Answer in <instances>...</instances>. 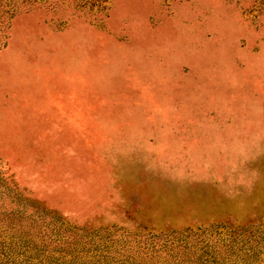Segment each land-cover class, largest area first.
<instances>
[{
  "label": "rangeland",
  "instance_id": "rangeland-1",
  "mask_svg": "<svg viewBox=\"0 0 264 264\" xmlns=\"http://www.w3.org/2000/svg\"><path fill=\"white\" fill-rule=\"evenodd\" d=\"M193 234L264 264V0H0V264H176Z\"/></svg>",
  "mask_w": 264,
  "mask_h": 264
},
{
  "label": "trees",
  "instance_id": "trees-1",
  "mask_svg": "<svg viewBox=\"0 0 264 264\" xmlns=\"http://www.w3.org/2000/svg\"><path fill=\"white\" fill-rule=\"evenodd\" d=\"M253 233L257 232L251 229H237L231 227L229 228V232H227V238L224 240L219 239L218 243L225 244L224 247L227 249V253L233 254L235 245L248 242V240L254 236ZM245 236L248 239L244 238ZM173 248L182 253L180 260L176 262V264H183L184 262H190L189 264H221L223 262L222 258L224 256L211 251L206 238L199 234L187 235L184 239L179 240L178 244H176V246L174 245ZM249 251L253 252L252 248H249ZM190 252H192V256H195V260L190 259ZM254 254L257 255V252L254 251ZM219 258H221L222 262L218 260ZM240 259L242 258L240 257Z\"/></svg>",
  "mask_w": 264,
  "mask_h": 264
}]
</instances>
